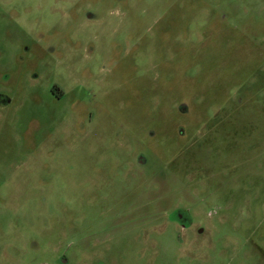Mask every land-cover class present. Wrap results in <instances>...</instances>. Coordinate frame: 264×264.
Wrapping results in <instances>:
<instances>
[{
    "label": "rangeland",
    "instance_id": "rangeland-1",
    "mask_svg": "<svg viewBox=\"0 0 264 264\" xmlns=\"http://www.w3.org/2000/svg\"><path fill=\"white\" fill-rule=\"evenodd\" d=\"M0 96V264H264V0H0Z\"/></svg>",
    "mask_w": 264,
    "mask_h": 264
},
{
    "label": "flooded vegetation",
    "instance_id": "flooded-vegetation-1",
    "mask_svg": "<svg viewBox=\"0 0 264 264\" xmlns=\"http://www.w3.org/2000/svg\"><path fill=\"white\" fill-rule=\"evenodd\" d=\"M0 98L2 100H0V105H5L8 101H3V96ZM141 159H139L140 161ZM175 218L178 220V223L183 227H188L191 224V218L189 217V215L186 212H181V211H176L175 212Z\"/></svg>",
    "mask_w": 264,
    "mask_h": 264
}]
</instances>
